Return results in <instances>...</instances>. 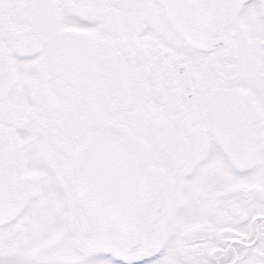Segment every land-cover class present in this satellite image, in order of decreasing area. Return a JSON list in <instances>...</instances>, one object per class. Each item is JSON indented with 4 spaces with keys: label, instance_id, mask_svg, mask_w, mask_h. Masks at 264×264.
Listing matches in <instances>:
<instances>
[{
    "label": "snow or ice",
    "instance_id": "1",
    "mask_svg": "<svg viewBox=\"0 0 264 264\" xmlns=\"http://www.w3.org/2000/svg\"><path fill=\"white\" fill-rule=\"evenodd\" d=\"M0 264H264V0H0Z\"/></svg>",
    "mask_w": 264,
    "mask_h": 264
}]
</instances>
